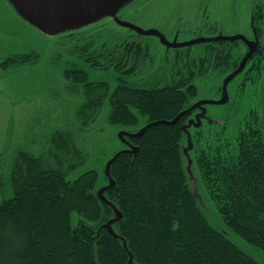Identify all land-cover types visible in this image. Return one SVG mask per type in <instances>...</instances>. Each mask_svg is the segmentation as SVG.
Wrapping results in <instances>:
<instances>
[{
	"label": "trees",
	"instance_id": "1",
	"mask_svg": "<svg viewBox=\"0 0 264 264\" xmlns=\"http://www.w3.org/2000/svg\"><path fill=\"white\" fill-rule=\"evenodd\" d=\"M252 25L249 39L257 46L228 84L239 74H244L242 85L259 83L260 104L232 139L220 132L205 135L204 123L195 129L193 161L226 227L264 252V0L254 2ZM88 26L67 31L69 36L61 39L71 59L61 53L51 58L55 70L62 68L69 93L84 96L75 112L76 132L68 125L55 129L45 137L42 154L21 148L7 177L0 171V264H260L209 221L184 166L185 130L208 104L192 109L200 102L195 80L213 71L225 81L250 51L248 42L196 43L201 50L188 68L178 66V77L135 87L128 76L141 70L147 47L136 39H101V34L79 31ZM23 55L1 61L0 69L39 62L35 51ZM80 63L114 69L116 87L92 80ZM105 105L111 125L134 127L144 121L121 138L125 148L107 162L104 186L98 185L95 168L70 179L88 157L78 139Z\"/></svg>",
	"mask_w": 264,
	"mask_h": 264
},
{
	"label": "rangeland",
	"instance_id": "2",
	"mask_svg": "<svg viewBox=\"0 0 264 264\" xmlns=\"http://www.w3.org/2000/svg\"><path fill=\"white\" fill-rule=\"evenodd\" d=\"M256 0H134L120 11L122 19L142 29H158L173 43H183L199 37H219L241 34L254 37L252 8ZM89 27V26H88ZM79 31L86 36L118 35L121 38L136 39L147 47L149 55L140 71L131 74L129 79L135 87H153L156 84L169 83L178 77V66L188 68L201 50L202 44L182 47H168L155 35H142L122 26L111 17H105L89 28ZM69 32L49 35L22 17L8 0H0V62L16 53H38L37 65L0 69V171L7 177L16 152L34 149L36 155L45 151L46 140L50 134L64 125L74 132L77 130L75 112L83 103L82 94H70L62 68L55 70L52 55L61 53L67 56L61 44ZM71 45V43L69 44ZM198 45V46H197ZM188 47L192 49L188 51ZM68 48V44H67ZM72 48V47H71ZM180 49L177 63L173 56ZM69 50V49H68ZM92 80H107L112 88L118 82L119 74L114 70L92 69ZM244 74L237 75L228 84L226 96L221 87L224 76L211 72L195 80L199 86L196 100L214 101L205 104L204 110L194 114L185 130L184 166L199 206L209 221L225 231L229 238L240 248L264 264V252L245 241L224 224L214 200L201 179L194 158L193 133L204 123L205 135L208 131L216 136L221 133L223 139L235 137L245 123L247 113L260 104L261 88L259 83L248 81L242 85ZM108 105L88 131L80 135V147L88 153L87 160L69 174L76 178L86 169L95 168L100 173L99 186L106 184L105 167L111 157L124 149L121 137L126 132H135L139 126L124 127L111 125L106 121ZM202 112L204 115H202ZM101 194L105 188L99 189ZM76 219V215L74 216Z\"/></svg>",
	"mask_w": 264,
	"mask_h": 264
},
{
	"label": "water",
	"instance_id": "3",
	"mask_svg": "<svg viewBox=\"0 0 264 264\" xmlns=\"http://www.w3.org/2000/svg\"><path fill=\"white\" fill-rule=\"evenodd\" d=\"M132 1L133 0H9L22 17L49 35L62 34L73 29L90 25L105 17H111L120 25L128 27L139 34L155 35L159 37L161 42L168 47L190 46L196 43L217 39L242 38L248 42L251 48L239 68L230 74L224 81L223 91L225 95H228V81L245 67L250 55L257 46L255 40H250L244 35L237 34L213 38L199 37L183 43H173L158 29H142L136 24L119 17L120 10ZM211 102L214 101L202 100L196 103L192 109L201 104ZM202 115H204L203 112ZM121 138L123 139L124 137Z\"/></svg>",
	"mask_w": 264,
	"mask_h": 264
},
{
	"label": "flooded vegetation",
	"instance_id": "4",
	"mask_svg": "<svg viewBox=\"0 0 264 264\" xmlns=\"http://www.w3.org/2000/svg\"><path fill=\"white\" fill-rule=\"evenodd\" d=\"M9 1V0H8ZM127 6V5H126ZM124 9V7L121 9V10H123ZM115 21V20H114ZM116 22V21H115ZM119 24V23H118ZM33 51V50H32ZM31 52V51H30ZM28 53V52H27ZM27 53H16V54H13L15 57H17V56H19V55H23V54H27ZM13 55H10V56H13ZM10 56H7V57H5L4 58V60L5 59H9V58H11ZM23 56H25V55H23Z\"/></svg>",
	"mask_w": 264,
	"mask_h": 264
}]
</instances>
